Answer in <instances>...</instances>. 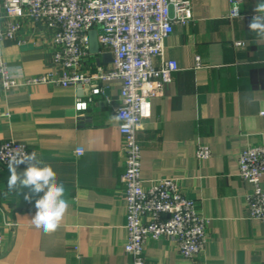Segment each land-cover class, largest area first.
<instances>
[{"label":"crops","instance_id":"0c3cea01","mask_svg":"<svg viewBox=\"0 0 264 264\" xmlns=\"http://www.w3.org/2000/svg\"><path fill=\"white\" fill-rule=\"evenodd\" d=\"M260 2L242 0L231 16L228 0H191L192 19L174 26L162 58L153 60L155 68L175 61L178 70L160 96L141 103L136 136L142 186L176 180L207 225L204 249L195 258L184 259L175 242L163 238L147 240V264H264V223L248 218L251 186L238 177L239 154L264 146V41L248 28ZM19 40L1 43L17 85L8 91L0 85V143L23 144L51 164L69 208L54 233L36 229L31 219L39 197L25 200L28 189L8 192L10 170L0 166V264H132L124 251L123 138L110 122L121 82L101 84L89 108L76 112L75 101L87 99L89 87L27 83L54 69L52 47L32 21ZM237 41L244 45L234 46ZM97 67L111 68V54L100 46L89 48L83 62L87 74ZM203 145L210 157L198 160L195 151Z\"/></svg>","mask_w":264,"mask_h":264},{"label":"built area","instance_id":"2783aa9c","mask_svg":"<svg viewBox=\"0 0 264 264\" xmlns=\"http://www.w3.org/2000/svg\"><path fill=\"white\" fill-rule=\"evenodd\" d=\"M242 0H228L231 16H237ZM192 19L191 0H0V49L4 40H19L25 23L32 21L45 33L51 43L53 70L27 80V83L48 84L62 88L87 86V99H77L74 111L89 108L91 96L102 92L101 84L121 82L120 105L116 115L123 118L118 130L123 138L124 172L120 177L125 203L127 243L124 251L132 264H147L143 250L147 240H173L184 259L198 256L204 249L207 220L188 199L176 180L160 178L144 189L140 178L141 148L137 131L141 126V103L145 98L162 94L163 85L178 70L175 61H163L155 68L153 60L162 58L164 42L174 26H184ZM96 31L97 43L111 54V68L97 67L93 73L83 71L89 54V32ZM244 42L237 41L236 47ZM196 66L200 58L195 57ZM0 85L5 91L16 87L0 51ZM134 119L127 131L120 124ZM28 148L14 141L0 143V166ZM81 148L75 150L80 156ZM207 146H198L195 157H210ZM30 154V153H29ZM17 168H26L25 164ZM238 177L251 186L245 197L250 220L264 223V146L245 148L238 157ZM1 241V237H0Z\"/></svg>","mask_w":264,"mask_h":264},{"label":"clouds","instance_id":"9594fccd","mask_svg":"<svg viewBox=\"0 0 264 264\" xmlns=\"http://www.w3.org/2000/svg\"><path fill=\"white\" fill-rule=\"evenodd\" d=\"M257 15L253 16L248 28L255 33L257 38L264 41V0L256 5ZM125 119L121 115H112L110 122L119 124ZM134 124V119L126 118V122L120 124L122 131H127ZM25 164L26 168L18 172L17 167ZM10 176L7 180L8 192H20L28 189L25 200H31L32 196H38L35 200L36 212L31 219L36 229H42L45 234L54 233L60 226L65 213L69 208L68 201L64 198L65 186L57 182V173L51 164L45 163L37 157L35 151L14 155L8 164ZM43 193V195H40ZM7 194V193H5Z\"/></svg>","mask_w":264,"mask_h":264},{"label":"water","instance_id":"95a60500","mask_svg":"<svg viewBox=\"0 0 264 264\" xmlns=\"http://www.w3.org/2000/svg\"><path fill=\"white\" fill-rule=\"evenodd\" d=\"M98 43L96 38V31L89 32V48L90 50H94L95 52L98 51Z\"/></svg>","mask_w":264,"mask_h":264}]
</instances>
